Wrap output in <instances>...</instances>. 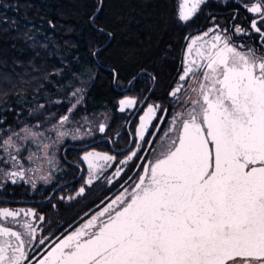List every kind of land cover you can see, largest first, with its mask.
<instances>
[{
    "label": "snow or ice",
    "instance_id": "6c2138e0",
    "mask_svg": "<svg viewBox=\"0 0 264 264\" xmlns=\"http://www.w3.org/2000/svg\"><path fill=\"white\" fill-rule=\"evenodd\" d=\"M204 2L181 0L179 19L190 20ZM247 11L258 17L251 28L264 40L258 26L264 22V0L248 5ZM226 31L217 27L211 35L188 38L181 74L169 93L180 107L131 190L124 189L43 253L38 246L46 237L38 238L42 229L34 221L43 222L44 216L31 208H0V264H264V53L234 44ZM235 33L246 31L237 26ZM136 104L126 97L119 110ZM167 112L159 104L148 105L139 117L137 139L145 141L150 125L159 131L152 121L160 113L162 122ZM69 114L50 129L4 131L0 180L35 187L29 174L41 169L33 167L38 161L25 145L39 141L41 160L54 163L45 131L55 133L53 143L60 142L69 135L64 130ZM99 131H105L104 125ZM78 134L79 129L73 138ZM135 147L138 151L140 146ZM137 151L119 161L115 155L86 152L87 183L93 182V169L102 172L113 163L118 166L112 175L119 177L121 165L140 159ZM98 161H103L99 168Z\"/></svg>",
    "mask_w": 264,
    "mask_h": 264
},
{
    "label": "flooded vegetation",
    "instance_id": "af4514ba",
    "mask_svg": "<svg viewBox=\"0 0 264 264\" xmlns=\"http://www.w3.org/2000/svg\"><path fill=\"white\" fill-rule=\"evenodd\" d=\"M255 2L257 0H205L192 18L184 22L179 19L181 3L179 0L172 5V16L175 13L177 16L171 17L166 36L151 67L140 68L127 79L121 78L113 70H107L112 86L108 104H104L99 110L85 112L82 109L87 101V90H84L85 97L80 105L75 106L69 114V109L73 106L71 103L65 112L59 113L69 114L70 118L78 121L84 115H102L107 119L104 132L99 131L98 125L86 131L83 137L63 139L60 145L47 149V154L55 161L54 163L41 160L43 152L40 149L28 147L34 154V159L38 161L33 167L41 169L34 176L29 174V177L35 181V187L23 181L12 184L10 181L0 180V208L12 210L31 208L38 215L44 216L43 222L34 221L37 228L42 229L38 231L37 236L46 237L45 242L50 234H54V237L41 248V253L59 239L83 227L116 196L122 194L124 189L131 190L141 166L152 158L153 149L159 144L171 115L180 107L169 93L176 86L181 74L189 37L194 38L205 32L211 35L210 30L218 27V30H227L225 34L231 37L234 44L243 45L245 50L252 48L257 54L264 53V40H261L259 33L251 28V21L258 17L247 11V6ZM237 26L244 29L246 34L237 35L235 33ZM258 26L264 31V22ZM126 97L136 99L137 104L121 112L119 101ZM150 104H159L168 112L162 122L159 119L160 113H157V119L153 120L152 124L157 125L159 131L150 125L145 134V141L148 143H145L137 139L135 130L140 123L139 117ZM80 110L83 112H78ZM137 144L140 146L138 151L135 147ZM88 151L115 155L117 161L125 159L126 154H131V151H137L140 159L134 158L128 165H121L123 171L119 177L112 175L118 166L117 163L105 167L102 172L93 169V182L88 184L89 169L82 159ZM27 154L28 152L25 151L24 155ZM102 165L103 161L97 162V168ZM26 166H28L27 162ZM109 178L112 179V183L108 182ZM116 185L118 187L115 190ZM81 188H84L83 194L80 193ZM45 230L47 235H43L46 234Z\"/></svg>",
    "mask_w": 264,
    "mask_h": 264
},
{
    "label": "trees",
    "instance_id": "16d2710c",
    "mask_svg": "<svg viewBox=\"0 0 264 264\" xmlns=\"http://www.w3.org/2000/svg\"><path fill=\"white\" fill-rule=\"evenodd\" d=\"M99 5V0H0V128L34 121L27 112L36 104L65 112L79 77L87 81L82 110L103 108L112 86L99 63L124 79L152 66L172 17L171 0H103L91 21Z\"/></svg>",
    "mask_w": 264,
    "mask_h": 264
},
{
    "label": "rangeland",
    "instance_id": "374dc122",
    "mask_svg": "<svg viewBox=\"0 0 264 264\" xmlns=\"http://www.w3.org/2000/svg\"><path fill=\"white\" fill-rule=\"evenodd\" d=\"M178 1L179 0H171V3H172V5H174ZM175 16H177L176 13L173 14L172 17H175ZM75 83H77V85L70 92L69 99L73 105L78 106L83 102V98L85 97L84 90L87 88V81H86V79L79 77ZM77 89H79L80 91L77 92ZM73 93H76V95H73ZM78 97L80 98V102L76 103ZM45 107H46L45 103L36 104L33 107H28L27 117H30L34 121H26V122L23 121L22 122V120H21L20 122H22V124H20V126L18 128H16L15 131L20 132L21 129L24 127L31 128L33 131H42L45 129L52 128L53 125H57L59 122L60 116H63V115H61L59 113L47 111ZM69 121L70 122L64 126V130L67 131L69 133V135L63 137L62 140L58 143H53V141H55V139H56L55 133L45 131V137L51 136V140L46 141L47 143L50 144V147L48 149H51L52 147L60 145L65 139L66 140H69L71 138L74 139L73 134L76 133L77 129H79V134H78V138H79V137H83L85 135L86 131L90 130L93 126H98V125L100 126V125L107 124V119L105 117H103L102 115L101 116L100 115L99 116L98 115L97 116L96 115H90V116L84 115L79 119V121L74 120L73 118L69 117ZM37 125H39L40 127L37 128L36 127ZM93 129H95V128H93ZM6 130H10V129L0 128V135H2L3 132ZM38 144H39V141H37L36 143H32L31 141H29L25 145V147L26 148L36 147V149L37 148L40 149L38 147ZM117 187L118 186L116 185L115 190L117 189ZM49 232L50 231H48V233ZM43 235H47V231H46V234H43ZM53 237H54V234H52V235L50 234L47 242L51 241L53 239ZM47 242H45V244ZM44 245H41L38 247L40 251Z\"/></svg>",
    "mask_w": 264,
    "mask_h": 264
},
{
    "label": "water",
    "instance_id": "95a60500",
    "mask_svg": "<svg viewBox=\"0 0 264 264\" xmlns=\"http://www.w3.org/2000/svg\"><path fill=\"white\" fill-rule=\"evenodd\" d=\"M100 1V5H99V8L98 10L96 11V13L94 14V16L92 17L91 21H93V19L98 15V13L100 12L101 8H102V5H103V0H99ZM96 28H98L96 25H94ZM112 39V36L110 37L109 41L107 43H105L103 46H101L100 48H98L95 52H94V57H96V55L103 49L105 48L108 43L111 41ZM99 63V62H98ZM99 65L102 67V68H105L107 70H113L112 68H107V67H104L102 66L100 63Z\"/></svg>",
    "mask_w": 264,
    "mask_h": 264
}]
</instances>
